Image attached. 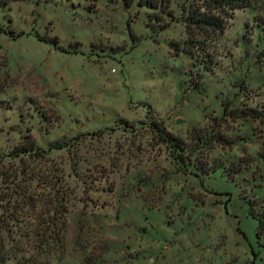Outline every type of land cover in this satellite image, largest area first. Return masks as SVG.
Here are the masks:
<instances>
[{"label": "rangeland", "instance_id": "rangeland-1", "mask_svg": "<svg viewBox=\"0 0 264 264\" xmlns=\"http://www.w3.org/2000/svg\"><path fill=\"white\" fill-rule=\"evenodd\" d=\"M191 1L1 0L5 264H264V0L201 50Z\"/></svg>", "mask_w": 264, "mask_h": 264}, {"label": "trees", "instance_id": "trees-1", "mask_svg": "<svg viewBox=\"0 0 264 264\" xmlns=\"http://www.w3.org/2000/svg\"><path fill=\"white\" fill-rule=\"evenodd\" d=\"M166 2L170 3V0H144L141 5H146L152 9H160L161 5ZM0 0V6L1 4ZM248 5V0H192L187 7L186 15L182 18L184 26L186 28V44L190 47L200 48L201 40L199 37L206 36L209 39H214L224 29V20L222 17L228 13H232L235 10L244 8ZM168 15L170 12L167 13ZM12 35L11 31H5L0 28V34ZM18 35H21L20 33ZM40 40L53 44L54 41L45 40L38 35H35ZM209 61L203 59L202 62ZM210 62V61H209ZM251 113H259L254 109H250ZM153 128H155V135L158 143L165 145L174 155L175 158L183 160L182 157L186 153V144L182 138L176 137L167 132L163 127L151 122ZM19 153H30L29 149L22 148ZM14 158H18V147L11 153ZM264 159V152L261 154ZM7 192L0 194V264H5L8 259V254L5 250V230L9 229V224L14 225L18 222V182L11 183V187L7 188ZM229 195V193H227ZM252 205L249 203V212L252 217L258 221V226L261 231L260 225H263L264 220L261 217H256L252 212ZM259 229L256 231L257 238L260 237Z\"/></svg>", "mask_w": 264, "mask_h": 264}]
</instances>
